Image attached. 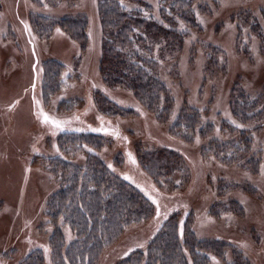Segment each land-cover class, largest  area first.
Instances as JSON below:
<instances>
[{
	"label": "trees",
	"instance_id": "16d2710c",
	"mask_svg": "<svg viewBox=\"0 0 264 264\" xmlns=\"http://www.w3.org/2000/svg\"><path fill=\"white\" fill-rule=\"evenodd\" d=\"M241 1L247 3L249 0ZM260 1L256 0V3ZM203 2L97 0L96 26L100 49L97 65L100 76L90 85L94 112L98 113V118L107 119L109 123L114 116L137 114L139 110L143 116L150 117L158 111L165 113V110L175 109L168 133L172 139L169 146L141 150L137 157L130 153L154 182L166 178L169 183V177L183 167L189 154L195 162L214 159L230 169L232 179L219 177L216 181L217 192L220 190L223 193L234 188L229 180H237L233 174H238L239 170L247 173L248 177L264 179V89L254 88L244 79L236 78L228 93L231 100L227 113L209 116L204 114L205 108L196 102L183 105L178 98L175 104L173 99L176 100V96H170L164 82L154 71L158 66L151 52L155 38H163L176 48H184L185 45L188 48L196 35L205 36L204 19L207 14H201ZM75 3V0H44L41 4L49 7V12L35 13L30 7L28 17L19 20L34 53L33 65L38 61L49 64L42 85L43 102L61 91V70L68 65L55 55L38 60L36 41L65 33L81 50L89 45L92 20L84 14L74 13L71 6ZM59 5L73 12L58 13ZM242 7L232 13L231 20L252 11V7ZM257 23L253 27L259 29L264 26V20L262 24ZM223 24L219 21L217 26ZM240 25L235 20L232 27L236 26V29L230 34L232 51L228 52L235 54L236 59L241 51H246L242 49ZM217 35L211 34L212 38H207V43L210 47L214 46L217 52H221L219 48L226 50ZM193 49L196 46H192ZM213 60L212 55H206L207 66ZM164 100L168 103L165 110L162 108ZM38 106L41 108V101L33 109ZM133 107H137L138 111H133ZM46 113L43 111V118ZM49 122L53 123L52 119ZM55 128L61 129L54 131V135L58 134L56 146L59 154L51 158L44 154L42 165L35 166L39 168L41 181L46 187L39 213L43 219L35 229L41 238L46 234V240L33 239L34 243L26 253L15 256V264H100L106 253L134 229L132 227L148 223L156 217L160 219L161 205L157 197L150 196L128 177L118 174V166H112L98 154L105 144L102 133L65 129L61 123ZM223 129L226 132L224 138L218 137ZM101 130L107 131L108 128ZM197 142L202 143L198 144L197 154H187L186 147L193 150ZM76 153L79 156L73 157ZM47 178L54 184H47ZM254 185L246 180L243 189L250 195L263 191L255 180ZM206 210L215 218L227 213L246 214L244 203L234 196L220 200L216 197ZM184 213L182 218L171 215L161 220L154 233L147 234L150 237L142 245L143 248H139L143 250H138L141 246L126 252L123 250L124 256L119 257L116 264H218L227 261L225 257L229 250L234 257L232 264H238L239 260L241 264H253L247 251L244 252L242 247H239L240 250L236 248L233 238L200 236L194 227L198 213L192 209H186ZM16 219L17 216L14 218L18 227L16 230H23L22 225L16 224L19 222ZM28 225L26 223L23 227ZM138 233L140 231L132 236ZM17 237L19 240V234ZM15 247L11 240L10 247L2 254L9 264L13 263L9 255Z\"/></svg>",
	"mask_w": 264,
	"mask_h": 264
},
{
	"label": "rangeland",
	"instance_id": "374dc122",
	"mask_svg": "<svg viewBox=\"0 0 264 264\" xmlns=\"http://www.w3.org/2000/svg\"><path fill=\"white\" fill-rule=\"evenodd\" d=\"M75 1L71 6L74 13L84 14L92 20L87 48L81 50L65 33H56L50 39L36 41L38 60L55 55L68 65L61 70V81H58L61 91L44 99L45 105L42 85L49 64L38 61L33 65L34 53L19 20L28 17L30 7L34 8L35 13L49 12V7L32 0H0V264H9L2 258V254L10 247L11 240L16 246L15 251L9 255L13 262L11 264L17 262V254L26 253L34 243L33 239L46 240V234L41 238L35 229L43 219L39 213L43 203L42 194L46 192L39 168L35 166L42 165L44 154L50 158L59 154L56 146L58 134L54 135V131L61 130L55 128L58 123L64 125L65 129L102 133L105 144L98 154L112 166L117 165L118 174L128 177L150 196L157 197L161 205L160 219L156 217L148 223L132 227L134 229L106 253L100 264H116V260L124 256L127 249L141 246L138 250H143L139 248H143L142 245L150 237L147 234L154 233L161 220L171 215L182 218L186 209L198 213L194 227L200 236L222 235L233 238L236 248L242 247L244 252L247 251L253 264H264V179L248 177L247 173L239 170L238 174H233L237 180H229L234 188L223 193L220 190L217 192V178L232 179L230 169L214 159L195 162L190 158L188 153L196 155L198 144H202L199 142L194 144L193 150L186 147L188 157L183 167L169 177V183L166 178L154 182L148 177L130 153L137 157L141 150L169 146L172 139L168 133L175 109L169 112L165 110L168 103L164 100L162 108L165 113L158 111L154 116L145 117L141 110L133 107L132 110L139 114L114 116L111 123L107 119L98 118L92 104L90 85L100 76L97 65L100 53L99 30L96 26L97 0ZM203 1L201 14H207L204 19L205 36L196 35L188 48L186 45L184 48H176L163 38H155L151 52L158 66L154 71L164 82L170 96H176V100L172 98L175 104L178 98L183 105L190 101L196 102L205 108L204 114L212 116L219 112L227 113L231 100L228 93L236 78L244 79L254 88L264 89V26L259 29L253 27L257 22L262 24L264 20V0L258 3L256 0L247 3L241 0ZM242 5L252 7V11L235 18L241 24L242 49H246L236 59L235 54H231L230 34L236 29V26L232 27L235 20H231V15ZM57 9L58 13L73 12L62 5ZM219 21L224 24L217 26ZM211 34H218L217 39L226 50L219 48L221 52H217L214 46L210 47L207 38H212ZM192 46H196V49L192 50ZM207 54L215 58L208 66ZM40 101L41 108L38 106L36 110L33 109ZM43 111H47L45 118L42 117ZM51 119L53 123L49 122ZM104 127L108 130H101ZM224 134L226 132L223 129L217 136L224 138ZM78 156L76 153L73 157ZM246 180L252 185L255 180L263 191L257 190V195L248 194L243 189ZM52 182L54 184V181L47 178V184L52 185ZM231 196L244 203L246 214L240 216L227 213L215 218L206 210L216 197L220 200ZM16 216L19 219L16 224L22 225L23 230H16ZM26 223L29 225L24 228ZM138 231L140 233L132 236ZM233 258L229 250L225 257L227 261L218 264H232ZM238 264H241L240 260Z\"/></svg>",
	"mask_w": 264,
	"mask_h": 264
}]
</instances>
